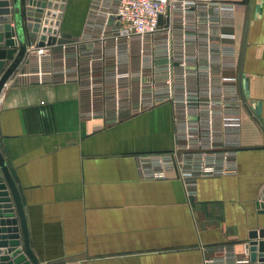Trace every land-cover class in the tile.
<instances>
[{"label":"crops","instance_id":"obj_1","mask_svg":"<svg viewBox=\"0 0 264 264\" xmlns=\"http://www.w3.org/2000/svg\"><path fill=\"white\" fill-rule=\"evenodd\" d=\"M117 3L67 0L57 43L74 54L75 41L110 26ZM21 4L10 6L13 26L25 10ZM207 17L216 22L209 25ZM170 24L169 37L135 36L97 48L95 91L79 76L86 65L77 66L74 57L64 61L60 51L52 65L70 74L67 80L62 71L40 82L27 52L7 80L0 150L41 264H205L206 256L226 248L244 254L252 234L264 230V0H214L177 11L172 20L162 17V27ZM29 31L23 39L37 44ZM205 66L209 73L200 71ZM168 69L171 85L157 75ZM208 81L216 93L236 91L240 107L218 117L213 133L201 139L217 159L211 164L227 171L198 174L191 195L181 167L149 178L139 158L184 144L185 92L205 93ZM192 111L191 119L205 127L206 114Z\"/></svg>","mask_w":264,"mask_h":264},{"label":"built area","instance_id":"obj_2","mask_svg":"<svg viewBox=\"0 0 264 264\" xmlns=\"http://www.w3.org/2000/svg\"><path fill=\"white\" fill-rule=\"evenodd\" d=\"M116 9L110 13L115 16L113 24H106L105 28L98 36H93L90 39L80 38L74 42L72 48L74 54L68 53L71 46L68 44L59 45L57 42L40 46L37 44L28 46L27 56L31 63L37 65L35 74L40 82H44L49 78H53L57 73H64V79H68L70 74L65 70L58 71L53 67L52 62L56 52L60 51L63 60L66 61L69 57L76 58V64L80 67H85V72H78L79 76L89 81L90 89L95 91V55L96 49L106 46L113 41L116 46L123 40H131L138 36L142 39L152 38L159 39L164 34L169 37L172 30V24L167 27H162V17L173 19L177 11L184 14L193 11L200 6L209 7L214 4V0H117ZM59 13V12H58ZM110 15V16H111ZM120 21V23H117ZM209 25L216 22L214 18L207 17ZM169 43V42H168ZM101 45V46H99ZM59 47V48H58ZM209 57V56H208ZM184 61V65L187 66ZM65 69V68H64ZM209 66L200 68L201 72L209 73ZM77 73V72H76ZM165 75L167 82L171 85V70L157 73V75ZM188 73H185L187 75ZM122 75H118L120 79ZM142 83H146L145 78L141 79ZM210 81L207 83V91L205 93L194 90L186 91L184 97V108L186 111L185 118L179 121V137L185 140L183 145L178 147L182 150V157L177 153L168 152L160 154H148L139 158L140 169L146 177L149 178H166L171 171L181 167V176L185 182L189 194L196 193V176L198 174H212L215 172H226L225 166L222 168L216 167L211 163L216 162V158L205 152L202 146V137L210 136L216 125L218 117H225V113L237 112L240 103L233 99L236 91L224 88L216 93L212 88ZM116 96L119 97V85H116ZM168 96H159L156 101H162ZM146 105L138 104L136 110L144 108ZM193 107L201 114H206L207 125L201 126L198 120L193 121L191 115ZM225 119H227L225 117ZM224 122L226 120H223ZM205 131H204V129ZM226 156V153H225ZM211 157L213 158L212 161ZM210 158V159H209ZM223 255L205 257V264H254L250 253L246 250L244 254L236 253L234 249H224Z\"/></svg>","mask_w":264,"mask_h":264},{"label":"water","instance_id":"obj_3","mask_svg":"<svg viewBox=\"0 0 264 264\" xmlns=\"http://www.w3.org/2000/svg\"><path fill=\"white\" fill-rule=\"evenodd\" d=\"M67 0H25V10L17 12V25L13 26L11 4L19 9L21 0H0V94L10 76L23 61L28 45L23 33L43 46L57 42L62 11ZM60 10L55 13L53 10ZM115 16H110V23ZM120 23V21H117ZM21 40L20 49L17 45ZM17 52V55L15 53ZM8 61L10 65L6 68ZM247 245L254 264H264V230L255 231ZM0 264H41L31 248L27 217L19 188L0 150Z\"/></svg>","mask_w":264,"mask_h":264}]
</instances>
